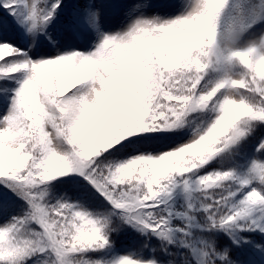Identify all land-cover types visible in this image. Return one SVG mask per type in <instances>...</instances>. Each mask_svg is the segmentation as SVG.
<instances>
[{
  "label": "snow or ice",
  "instance_id": "snow-or-ice-1",
  "mask_svg": "<svg viewBox=\"0 0 264 264\" xmlns=\"http://www.w3.org/2000/svg\"><path fill=\"white\" fill-rule=\"evenodd\" d=\"M0 264H264V0H0Z\"/></svg>",
  "mask_w": 264,
  "mask_h": 264
}]
</instances>
